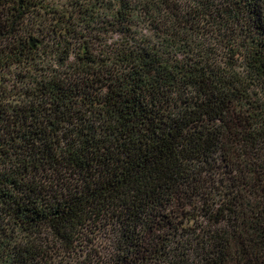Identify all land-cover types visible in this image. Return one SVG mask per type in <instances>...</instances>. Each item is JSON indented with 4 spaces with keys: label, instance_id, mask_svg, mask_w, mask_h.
I'll list each match as a JSON object with an SVG mask.
<instances>
[{
    "label": "trees",
    "instance_id": "16d2710c",
    "mask_svg": "<svg viewBox=\"0 0 264 264\" xmlns=\"http://www.w3.org/2000/svg\"><path fill=\"white\" fill-rule=\"evenodd\" d=\"M61 261L264 264V0H0V264Z\"/></svg>",
    "mask_w": 264,
    "mask_h": 264
},
{
    "label": "rangeland",
    "instance_id": "374dc122",
    "mask_svg": "<svg viewBox=\"0 0 264 264\" xmlns=\"http://www.w3.org/2000/svg\"><path fill=\"white\" fill-rule=\"evenodd\" d=\"M144 33H147V34H150V32L148 31V30H144ZM50 239V238H49ZM96 243H97V245L98 244H102V239H97L96 240ZM81 253V252H80ZM64 255V254H63ZM65 255H69L68 253H66ZM70 256H72V255H70ZM56 257V256H55ZM62 257V256H61ZM61 257H57V258H61ZM63 258H67L66 256H63ZM76 258V257H75ZM69 259V258H68ZM70 259H72V258H70ZM58 262V261H57ZM59 263V262H58ZM60 264H64V261H61L60 262Z\"/></svg>",
    "mask_w": 264,
    "mask_h": 264
}]
</instances>
